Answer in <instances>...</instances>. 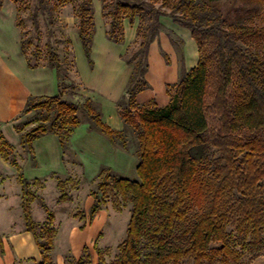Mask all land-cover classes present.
Returning a JSON list of instances; mask_svg holds the SVG:
<instances>
[{
    "label": "trees",
    "instance_id": "1",
    "mask_svg": "<svg viewBox=\"0 0 264 264\" xmlns=\"http://www.w3.org/2000/svg\"><path fill=\"white\" fill-rule=\"evenodd\" d=\"M159 2L168 11L158 8ZM220 2L112 0L108 6V38L115 44L125 41L124 20L132 25L140 21L142 41L126 62L136 64L120 111L124 123L138 132L139 165L138 180L114 178L109 169L104 170L98 184L101 194L93 193L90 223L110 199L116 205L132 204L127 237L117 258L108 263L99 251V264H244L247 255L250 259L264 255V48H249L264 43V27L230 19L232 12H259L257 6L248 7L264 0H245L239 6L233 0L224 7ZM49 5V0H40L43 12L49 11ZM163 16L190 30L199 62L182 74L166 106L137 110V96L149 86V52L163 28ZM78 18L79 39L93 66V0L82 1ZM33 19L38 28L36 13ZM21 48L25 50L24 43ZM47 50L49 68L60 76V58L50 44ZM82 107L92 124L115 143L118 132L103 121L93 100L88 98ZM32 111L37 116L35 126H15L28 153L33 155L35 141L46 135H55L67 149L81 124L80 106L62 93L31 96L25 113ZM12 149L0 131V155L19 171L26 230L41 254L37 264H54L55 214L44 204L47 222L34 220L30 182L12 160ZM0 248L3 251L1 238ZM94 248L98 250L97 242ZM88 251L85 246L84 252ZM72 264L86 263L79 259Z\"/></svg>",
    "mask_w": 264,
    "mask_h": 264
},
{
    "label": "rangeland",
    "instance_id": "2",
    "mask_svg": "<svg viewBox=\"0 0 264 264\" xmlns=\"http://www.w3.org/2000/svg\"><path fill=\"white\" fill-rule=\"evenodd\" d=\"M82 1L49 0V11L45 13L40 0H0V60L8 67L7 71L0 67L1 73L4 70L8 73L0 74V131L13 146L12 160L30 182L34 220L38 224L47 222L44 204L55 214L53 226L57 234L51 252L54 264H72L79 259L86 264H99V251L108 263L113 262L127 237L132 204L120 201L116 205L110 199L90 223L93 193L101 194L98 184L106 169L114 178L138 180V132L124 123L120 111L136 64L126 62L140 49L142 41L138 35L140 21L132 25L124 20L125 41L115 44L108 38L107 12L112 0H93L95 37L91 66L79 39ZM231 1L221 0L220 7ZM244 1L237 0L236 6ZM255 3L248 8L257 6L259 12H232L230 19L242 18L243 24L264 27V3ZM156 6L163 8L161 2ZM35 13L38 28L33 19ZM161 21L163 28L149 52L146 74L149 86L137 96V110L166 106L182 74L199 62L198 46L190 30L177 25L169 16L161 17ZM48 44L60 58L63 66L60 76L49 68ZM260 47L263 49L264 43L249 45L252 50ZM60 93L68 102L80 106L81 124L73 131L67 149L60 146L55 135H46L35 141L31 155L22 145L21 135L14 140L9 132L19 123H29L27 129L35 126L36 112L25 113V104L31 96ZM16 97L19 103L15 116ZM88 98L102 111L103 121L118 132L115 143L90 121L82 107ZM2 163L0 155V238L4 243L0 264H37L41 255L32 234L26 230L19 171L10 163L2 168ZM96 242L98 250L94 248ZM85 246L89 247L88 252H84ZM244 264H264V255L254 259L247 255Z\"/></svg>",
    "mask_w": 264,
    "mask_h": 264
},
{
    "label": "crops",
    "instance_id": "3",
    "mask_svg": "<svg viewBox=\"0 0 264 264\" xmlns=\"http://www.w3.org/2000/svg\"><path fill=\"white\" fill-rule=\"evenodd\" d=\"M0 67L2 68V69H5L6 71L8 70L7 68H5V61H1L0 60ZM3 71L2 73H5V74H8L6 71ZM1 73V69H0V74H2ZM26 91V90H25ZM18 103H19V100H18V98L16 97V102H15V106H16V108H15V111H16V113H15V116H16V114H17V105H18ZM26 103V102H25ZM26 105V104H25ZM26 107V106H25ZM2 132V131H1ZM3 133V132H2ZM18 132H17V130H16V128H15V126L12 128V131L11 132H9V136H10V139L12 138V139H16V137H18ZM4 135V134H3ZM4 137H5V135H4ZM6 138V137H5ZM9 138V137H8ZM6 140H7V138H6ZM8 141V140H7ZM9 142V141H8ZM10 143V142H9ZM11 144V143H10ZM12 145V144H11ZM2 157V156H1ZM2 159H3V157H2ZM9 164V162H7V161H5L4 159H3V163H2V168L4 167V166H10V164ZM33 236V235H32ZM34 239V238H33ZM34 245H35V248H36V250L37 251H39V249L37 248V246H36V244H35V241H34ZM1 249V248H0ZM40 252V251H39ZM41 255V254H40Z\"/></svg>",
    "mask_w": 264,
    "mask_h": 264
}]
</instances>
